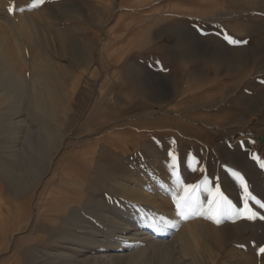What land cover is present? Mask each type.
<instances>
[{"label":"rangeland","instance_id":"rangeland-1","mask_svg":"<svg viewBox=\"0 0 264 264\" xmlns=\"http://www.w3.org/2000/svg\"><path fill=\"white\" fill-rule=\"evenodd\" d=\"M136 2L0 0V38L15 68L38 101L41 89L50 95L39 120L27 99L0 95V166L12 163L3 154L13 143L4 123L18 136L23 120L33 133L40 121L51 127L37 175L15 185L0 170V250H8L1 264H74L110 227L105 210L121 220V238L138 218L168 226L170 255L148 264H264V0ZM130 20L139 22L133 30ZM178 43L184 48L170 58L164 46ZM65 65L71 73L61 77ZM101 95L113 113L101 114L96 133L80 134ZM69 170L80 183L75 198L60 184ZM244 182L255 199L244 196ZM217 187L236 214H215ZM56 191L68 206L44 221ZM177 201L190 205L183 215ZM245 203L256 219L246 218ZM125 239L115 252L135 246Z\"/></svg>","mask_w":264,"mask_h":264},{"label":"bare ground","instance_id":"bare-ground-1","mask_svg":"<svg viewBox=\"0 0 264 264\" xmlns=\"http://www.w3.org/2000/svg\"><path fill=\"white\" fill-rule=\"evenodd\" d=\"M6 48L7 47L3 43V40L0 38V95L6 97L7 100L14 99L19 104H22L27 99L29 102V105L26 108L27 113L31 115L33 118L39 120L41 118L40 117L41 114L43 115L49 112L50 95L46 93L45 92L46 90L43 88L41 89L42 99L38 101V99L35 96L36 94L35 92L38 91L33 89L26 81L25 77H23L19 73V71H17V69L14 66V63L12 62V58H10ZM58 68L62 72L61 77H64V75L69 76L71 73L70 70L71 66H66V65L58 66ZM59 89L60 92H65L64 91L65 89L63 90L61 85ZM74 89H75L74 84H72L70 86V90L73 92ZM72 92L63 93V98H62L63 106L67 102L66 100L69 99L68 97ZM101 96H102L101 99L98 101L96 100L93 106L91 107L90 113H88V115L86 116L85 122L77 126L78 132L80 134H85V133L87 134L97 124L100 118L104 119V117L101 115L104 111H107V113H111V112L113 113L114 108L111 101H106L104 95ZM56 105L58 107L57 103ZM19 108L22 107L19 106ZM26 110H24V112ZM22 123H23V131L26 130V133L20 136L16 135L17 134L16 127L15 124L12 122L4 123V127L2 128L3 133H10L13 135L12 137L13 143L8 145L7 150L3 151L4 156H7V158H9V160H11L12 163L10 165L4 164L0 166V170L3 176L6 178L9 177L12 183H14L15 185H19L25 180H28L33 174L37 175L36 172L39 168L40 161L42 158H45L46 155L45 151L48 145L50 146L51 144V143L49 144V136L51 135L50 126L40 121L39 133L37 132L33 133L31 131L33 125L32 122L28 120L26 121L23 120ZM96 130L94 129V131H91L89 134L96 133ZM80 159H82V161L84 160L83 157H80ZM38 175H40L39 171H38ZM64 175L65 176L63 177L60 184L61 185L67 184L73 190V193L72 192L67 193L66 191L65 193L68 194L70 198L77 197L78 194L75 191L77 190V188L79 189L80 187L79 179L75 174L71 173L70 170L66 171ZM57 193L58 192L56 191L55 193L49 196L50 204L48 206V210H54V211L47 212V215L50 216L46 215L45 216L46 218L45 217L42 218L39 216L38 219L42 218V220L44 221L54 222V219L57 217V215H59L61 212L64 211V209L67 208L68 206L67 203H63V200L60 199V196H58L59 194ZM99 214L102 218H105L107 219V221H109L108 224L110 227L107 229V232L105 234L104 232L106 230L103 233H101L102 232L101 230H100L101 232L98 231L99 233L104 235L103 236L101 235V237L99 235L93 237L96 242L95 243L90 242V244L87 243L86 246H84L81 249L82 253L80 256H78L79 258L75 260L74 264H117L118 261L120 260L124 261L125 264H148V263L156 262L158 256H164L166 259V257H168V254L170 255L167 249L168 244L164 242V240L162 239L165 233L169 230L167 228L168 226L157 228L155 222L148 220L146 218H138L135 222L133 221L130 222L133 223L134 227L133 230L128 233L129 237H126L128 239H125V237L121 238L120 236L115 234L114 230L116 229L117 232V228L122 229L121 225H123L121 223V220L118 221L115 219L117 218L114 216L116 214L115 210H105L103 212L101 211ZM111 217H113L114 219H112ZM125 222L127 223V221ZM120 239L122 240L125 239V241L132 240L135 243V246L134 244H132L133 249L131 248V251L129 253L120 254L114 251L117 250V248L120 249L121 247H123V245L120 244L121 241ZM128 245L131 246L130 244ZM49 254L51 253H48V255ZM165 261L163 262L165 263Z\"/></svg>","mask_w":264,"mask_h":264},{"label":"snow or ice","instance_id":"snow-or-ice-1","mask_svg":"<svg viewBox=\"0 0 264 264\" xmlns=\"http://www.w3.org/2000/svg\"><path fill=\"white\" fill-rule=\"evenodd\" d=\"M9 11H12V9H9ZM225 39L228 40L229 43H246L247 42V41H235L231 37H228V36H225ZM260 167L264 168V163H261ZM240 179L243 180L242 177ZM194 188H195L194 185H188L186 186V191L189 189H194ZM242 190H243L245 197L250 198V199H255V197H253L251 192L248 190V185L246 182L242 183ZM216 197L220 198L221 204L214 210L215 214L228 215V216L236 214V210L232 206L231 202L228 201L227 197L224 196L223 192L220 191L219 187H217L216 189ZM211 203H216V199L214 198ZM261 206L264 207V205H261ZM188 207H190V205H188L187 203L182 204L180 201L176 202V209L181 215L184 214L186 208ZM242 211L249 213L246 218L250 220L256 219L258 216V213L250 211V209L247 206V203H245V208ZM261 218H264V217H261ZM259 251L264 253V247H261Z\"/></svg>","mask_w":264,"mask_h":264},{"label":"crops","instance_id":"crops-1","mask_svg":"<svg viewBox=\"0 0 264 264\" xmlns=\"http://www.w3.org/2000/svg\"><path fill=\"white\" fill-rule=\"evenodd\" d=\"M147 0H137L136 4L138 7L142 6L143 3H145ZM128 9L132 10V6H127ZM136 10V9H135ZM137 14V13H135ZM135 14H132V16L134 15V17H136ZM174 17V21H176V24L178 25V27H182L183 26V18L179 16V13L177 14H173L172 15ZM135 21V20H134ZM139 25V22L137 24H133V21L130 20L127 24V27L129 29H134L135 27H137ZM165 49H169L170 53L168 54V56L171 58V55L174 54L173 52H178L179 50H182L184 48V44H169V45H166L164 46ZM167 56V58H168ZM169 58V59H170ZM8 255V250L7 249H4V250H0V259L4 256H7ZM1 264V263H0Z\"/></svg>","mask_w":264,"mask_h":264}]
</instances>
